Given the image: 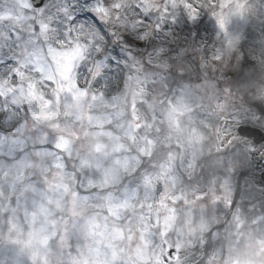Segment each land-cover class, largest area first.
Returning a JSON list of instances; mask_svg holds the SVG:
<instances>
[{
  "label": "clouds",
  "instance_id": "obj_1",
  "mask_svg": "<svg viewBox=\"0 0 264 264\" xmlns=\"http://www.w3.org/2000/svg\"><path fill=\"white\" fill-rule=\"evenodd\" d=\"M0 264H264V0H0Z\"/></svg>",
  "mask_w": 264,
  "mask_h": 264
}]
</instances>
